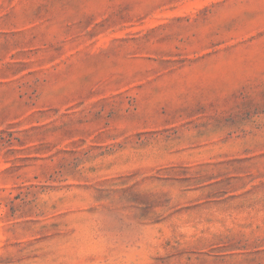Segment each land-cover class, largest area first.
Wrapping results in <instances>:
<instances>
[{"label":"rangeland","instance_id":"rangeland-1","mask_svg":"<svg viewBox=\"0 0 264 264\" xmlns=\"http://www.w3.org/2000/svg\"><path fill=\"white\" fill-rule=\"evenodd\" d=\"M0 264H264V0H0Z\"/></svg>","mask_w":264,"mask_h":264}]
</instances>
